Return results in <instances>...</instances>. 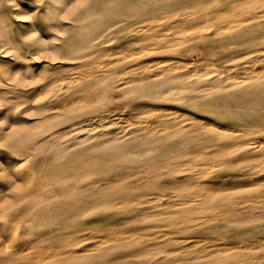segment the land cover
Masks as SVG:
<instances>
[{"label": "rangeland", "instance_id": "1", "mask_svg": "<svg viewBox=\"0 0 264 264\" xmlns=\"http://www.w3.org/2000/svg\"><path fill=\"white\" fill-rule=\"evenodd\" d=\"M219 1L197 0L170 8L164 6L166 0H0V264H16L12 252L27 250V241L30 250L44 252L52 247L64 253L56 256L49 249L42 255V264H185L180 248L189 244L197 246V251L226 249L230 244L240 258H231L225 264L261 261L255 258L264 254V236L260 237L264 234V154L258 149L247 153L243 145L251 139L264 142V60L255 63V71L233 67V61L221 56L227 52L224 48L204 42L213 33L212 27L240 18L239 13L235 16L226 10L221 16L216 12L203 21L198 18L195 23L188 22L195 10L197 14L210 12ZM140 15H144L140 21L145 27L140 38L153 39L150 44L156 51L145 62L150 78H142L137 90L152 80L156 88L150 89L157 90L156 95L149 98L140 90L133 99L124 95L127 87L115 96L106 94L98 100L83 97L85 92L72 98L70 86L89 84L83 81L84 75L90 76L87 79L99 77L97 87L105 83L118 86V90L124 87L123 81L135 71L125 72L124 65L118 69L113 65L123 64L122 55L149 53L142 44L132 42L126 48L108 49L103 58L112 63L105 68L98 62L86 65L81 57L92 44L100 51L116 44L118 38L105 44H101V38L94 40L109 24H125ZM171 18L184 21L165 30V22ZM203 32L208 35L199 38ZM179 34L190 37L178 47H164L166 39H176ZM238 48L237 44L228 47L233 51ZM175 56L194 63L196 68L177 70L182 79L168 83L173 89L166 97L165 89L158 87H166L165 82L173 79L175 71L170 72L159 62ZM211 60H216L224 73L204 65ZM105 69L116 72L105 74ZM220 87H228L229 93H220ZM143 103L149 106L140 107ZM162 106L172 109L161 111L158 108ZM199 119L238 127L248 134L229 145L231 155L217 153L210 159L213 152L221 150L222 143H215L214 133H202ZM113 137L126 141L121 142L122 153L129 152L139 140L142 144L122 157L112 153L116 149L113 142L85 149L92 140ZM147 137L155 141L151 147ZM67 144L74 146L56 154L54 145ZM185 148L194 150L192 157L185 154ZM244 157H249L248 161H242ZM126 160L131 167H125ZM137 168L136 174L126 177ZM185 175L195 176L191 181L198 187L197 207L186 221L177 215V209L194 207L196 198L191 197L194 186L179 189ZM98 176L100 182L86 185L88 177ZM111 177L117 180L110 181ZM67 182L74 185L66 187ZM146 183L144 192L134 195L132 189ZM82 184L81 189L72 191ZM201 187L222 201L201 206ZM33 189L39 194L69 192L39 202L30 215L25 210V194ZM119 191L122 194L118 196ZM130 192L133 202L115 206ZM229 197L232 202L223 200ZM241 203L258 212L243 220L238 213L226 215ZM67 206L85 215L70 213L63 219L42 215L53 208L69 212ZM112 210L124 214L114 222L93 223L87 216ZM12 211L14 214H10ZM9 214L12 216L7 220ZM4 223L9 226L3 228ZM63 223L67 225L64 228L60 227ZM67 234L75 236L68 246L63 238ZM133 243L139 246L118 247Z\"/></svg>", "mask_w": 264, "mask_h": 264}, {"label": "bare ground", "instance_id": "2", "mask_svg": "<svg viewBox=\"0 0 264 264\" xmlns=\"http://www.w3.org/2000/svg\"><path fill=\"white\" fill-rule=\"evenodd\" d=\"M131 1H137V0H131ZM167 4L164 5L166 7H170V8H179L182 7L184 4H192L195 3L197 0H179L176 2H173L171 0H166ZM220 4L218 5H213L216 6L215 10H211L210 12L205 11V12H199L198 14L196 13L197 10H195V13H192L193 18L191 17V19L188 22L191 23H195V21H197L198 18H200L201 20L199 21H203L206 18L213 16L214 13L219 12V15L221 16L226 10H230V13H239L240 18H237V16L235 17V19L233 20H229L226 21V23L224 24H217L216 26L212 27L214 29L213 33L211 35H209L206 39H205V43L206 44H213V45H218L219 47L224 48L227 52L224 55H221L223 58L228 57L229 61H233L234 62V66L233 67H243L245 68H250L251 70L255 71L258 69V67L256 66V62L257 61H261L264 60V56L260 57L261 55L264 54V0H220L219 1ZM255 5V6H254ZM254 6V7H252ZM251 7V8H250ZM237 8V9H236ZM262 8L261 10H258ZM164 9V8H162ZM233 9H236V11H234ZM256 9V10H255ZM148 10V9H146ZM151 10V9H150ZM165 10V9H164ZM254 12L250 13V14H245L247 11H253ZM144 15H140L139 17L135 18V19H129V22H125V24H120V25H115L113 23L109 24L108 27L103 30L101 32V34L94 40L100 39L101 38V44H105L106 42H109L113 39L118 38L119 40L116 41L115 45L110 46L109 48H102L101 51L100 49L97 50V46L92 44V46L86 50V52L84 53V55H82L81 59H85V61L83 63H86V65L88 64H92L95 62L100 63V65L103 66V68H105L107 65H111L112 60L111 59H105L103 58V56H105L108 49L111 48H115V49H121V48H126L127 46L131 45L132 42L135 44H142L141 47H143V49L149 53H143L145 55H143L142 53H131V54H126V55H122L121 58V62H123V64L121 65H113L116 66L117 69L120 68L122 65L123 66V70L125 72L127 71H132L134 70L135 73L131 74L130 78L126 81H123V85L124 87L121 88V90H118V86H116L115 88L111 87L112 84H107L105 83L104 86L101 87H97L98 83L100 81V79H98L99 77L97 76H93V78L87 79L90 76L88 75H84L85 78H83V81H88V83L86 82H80V83H76L75 85L70 86L72 88V92L69 93V95L72 98L77 97L78 93H82L85 92L86 94L83 97H91L93 100H98L100 98V96H104L106 94H112L115 96V94L118 93V91H122L125 90L127 87L128 89L125 91L126 94L124 95H129L132 96V98H135V95L137 93V91L143 90V92L145 93L144 96L151 98L152 95H156V93L158 92L157 90H152L155 89L156 86H154L155 83L152 82V80L147 81V84L142 87L141 89L137 90V88L140 86V81L141 79H147L150 78V75L147 74V69H148V65L145 62H148V55H151L152 52L156 51V49L151 48L152 44H150V41H153V39H151L149 41V39H143L141 40L140 36L142 35V33H140L141 31H143V29L145 28L144 25L142 24L143 21H140L141 19H143ZM124 18H122L121 20H123ZM217 19V18H215ZM184 20L182 19H174L171 18L170 22L166 21L165 25L166 28L165 30H170L172 28H175L177 26H179V23L182 22ZM109 29H115V31L111 32L110 34H104V32L106 30ZM124 32V33H123ZM123 34V35H122ZM180 36H178L176 39L173 38H169L168 40H165V44L164 47L165 48H169V47H178L179 46V42H182L184 39H186L187 37L190 36H186L184 34H179ZM208 34L207 32H203L201 34L198 35L199 38H204L206 37ZM228 39L229 42L227 41ZM230 44H237L239 45L240 48L237 49V51H233V50H229L228 47L230 46ZM94 45V46H93ZM256 46H260L258 48H255ZM169 52V51H168ZM156 53V52H155ZM181 54V53H180ZM182 55V54H181ZM110 58L112 56H109ZM241 60V62L239 61ZM160 65H164L169 68L170 72H173V70L175 71V76L173 77L172 80L168 79V81H166V87H158V88H164L165 94H168L166 97H168L170 95V93H172V87L168 85V83H171V81L176 80V82H178L180 79H182V75L180 74V72H178L177 70H192L193 68L195 69V64L185 60L184 58H181V56H175L174 58H167L162 62H159ZM204 65H210L215 67L216 72L218 73H224V71L220 68V65L217 63L216 60H211L210 62H205ZM129 69V70H128ZM88 71V70H87ZM86 71V72H87ZM105 74H109L112 75L116 72V70H109V69H105ZM124 72V73H125ZM88 73V72H87ZM184 76V73H183ZM113 79V78H112ZM94 82V83H91ZM98 82V83H96ZM213 82H208L207 85H211ZM239 82L233 83L238 84ZM92 84H96V85H92ZM241 84V83H240ZM239 84V85H240ZM68 87V88H70ZM97 87V88H96ZM94 88H96L95 90H93ZM152 88V89H150ZM178 88V87H176ZM175 88V89H176ZM229 88L228 87H220V93L223 94H228L229 93ZM179 93L181 92V90L178 91ZM121 94V93H119ZM134 94V95H133ZM105 97V96H104ZM81 100V99H79ZM165 102V101H164ZM149 104L148 103H143L140 104V107H148ZM158 109H162L161 111H169L172 108H169L167 106H162L159 107ZM181 116H184V113L181 112ZM183 119V117H181ZM181 119V120H182ZM201 120V126H199V129H201L203 134H209L210 132L214 133V137H215V143H222L221 145V150L215 151L213 152V154L209 157L214 158L215 155L217 153H221V155L225 156V155H231V152L229 150V145H232V143H234L235 140L240 139L243 140L244 135H247L248 132H246L244 129L238 128V127H225V126H221V125H216V124H211L208 122H204L202 119ZM196 124H197V120ZM181 123V122H179ZM152 124V122L150 123ZM180 125V124H179ZM199 125V124H198ZM181 126V125H180ZM153 132H155V130H152ZM195 131L197 132V127L195 128ZM244 134V135H243ZM96 138H100V136H96ZM148 142H149V146L154 145V139L147 137ZM107 142H113L116 145V149L112 150V153L117 156V157H122V154H128L131 153L135 148L140 147L139 145L142 144V142L139 140L137 142L134 143V147L131 148L129 150V152L126 153H122L121 152V148L124 146V144H122L123 142L126 141H120L118 138H109V139H103V140H92L91 143L86 146L85 149H93L95 147L101 146V145H105ZM122 142V143H121ZM245 144L243 145V150L250 152V153H254V152H261L264 154V142L261 141V139H251L249 141H244ZM74 146V144H67L65 146H53L54 151L56 152V154H61L63 152H65V150L69 147ZM151 147V146H150ZM260 148V149H259ZM186 149V153L185 154H189L192 157V151H194L193 149L190 148H185ZM258 149V150H257ZM244 152V151H242ZM193 156H197V154H193ZM249 157H244L242 159V161H248ZM235 162V161H234ZM233 163V162H232ZM229 166H231V164ZM132 164H129L126 160V168L131 167ZM176 167V166H175ZM229 168V167H227ZM138 172V168L133 170L131 173L127 174L126 177L130 176V175H134ZM260 172V170H259ZM121 174H124V172H122ZM119 174V175H121ZM124 177V178H126ZM186 179L183 181L182 185L179 186V189L184 190L187 186L191 185L194 186L195 189L193 191V193H191V197L195 196V203L196 205L192 208H187L185 205H183V207H179V209H177V215L181 216L185 219H189V215L191 211L194 208L197 207V183H195L194 181L191 180H195L194 177L195 176H186ZM110 181H115L117 180V178H113ZM182 178V177H180ZM197 178V177H196ZM101 177L98 176L96 177V179H94L93 177H88L86 179V185H92L95 183L100 182ZM154 181V180H153ZM153 181L148 182L153 183ZM148 183L146 184H137L135 188H133L132 190L135 191L134 195H139L140 193L144 192L143 191V187L148 186ZM74 185L73 183L67 182L66 187ZM84 184H82V186L75 187L74 189H72V191H77L79 189H81L83 187ZM161 189V188H160ZM176 189V188H175ZM206 188L201 187L198 196L200 197L199 202L200 205H206V204H215L218 202H221L222 199L219 201L217 198L218 196H216V194L214 192L210 191H206ZM128 191V190H127ZM69 191H64L62 193H56V192H48L46 193H37V189H33L32 191H28L25 194V198L27 199V203H25V210H27V212L31 215V211L32 208L37 205L39 202H46L48 200L51 199V195H59V194H66ZM129 192V191H128ZM118 196L122 194V191H119ZM162 196H159L158 198H160ZM22 199V198H20ZM121 200V201H120ZM119 201L115 202V206L118 205L119 203H131L133 202V195L130 193H128L127 195L123 196ZM223 200L232 202L231 198H224ZM27 205V206H26ZM241 207H237L234 208L232 211L226 213V215H230L232 213H238V218L239 219H247L250 216L249 215H253L254 213H257L258 211H255L253 209H251V207L246 204V203H241L240 204ZM69 212H65L63 210H59V209H55L53 208L54 211H49L46 212L42 215L45 216H54V217H62V219L64 218L65 215H69L70 213H74L77 214L79 212H81L82 215H85L84 212L79 211L78 209H75L74 207L70 206L68 207ZM70 208V209H69ZM21 214L22 209H21ZM241 212V213H240ZM10 214H14V211H12ZM6 216L7 220L9 219L10 215ZM124 213H121L117 210H112L109 212H102L99 213L97 215H87L90 219L91 222H96L99 220H110L112 222L116 221L121 215H123ZM143 214V212H142ZM60 219V220H62ZM262 220V219H260ZM186 221V220H185ZM9 224L8 223H4L3 224V228L8 227ZM67 226L65 223H63L60 227H65ZM114 225H111V229L113 228ZM57 228V227H56ZM262 235L264 236V234L262 233L260 235V237H262ZM75 236L67 234V235H63L64 238V242L66 243V245L68 246V244L73 241L75 238ZM264 238V237H263ZM175 242L172 243V245ZM263 243H264V239H263ZM26 244V243H25ZM28 245H24V248H27V250H18L16 249L15 251L12 252V254L17 258V261L15 262L16 264H26L28 262H30V264H42V255H44L45 253L48 252L49 249L52 250V252H55L56 256H62L64 253L58 249V248H52V247H46L44 252L43 249H38V248H31V243H28ZM136 246H139V244H131V245H121L118 246L121 250L126 249V248H134ZM227 248L226 249H214V250H210V251H197V246H191L190 244L187 245L186 247H182L180 248L182 250V252L184 253L185 257L183 259V263L185 264H225V262L229 259H238L240 258V254L238 251H236L235 249L232 250L234 247H230L229 245H226ZM259 246H263V245H259ZM118 247H115L116 249ZM200 252V253H199ZM12 256V255H10ZM261 261H252L251 263L249 262L248 264H263L264 263V254L263 255H259L258 258L255 259H259ZM253 259V260H255ZM170 262H172V260H170ZM247 262V261H246Z\"/></svg>", "mask_w": 264, "mask_h": 264}, {"label": "clouds", "instance_id": "3", "mask_svg": "<svg viewBox=\"0 0 264 264\" xmlns=\"http://www.w3.org/2000/svg\"><path fill=\"white\" fill-rule=\"evenodd\" d=\"M13 131H15V129Z\"/></svg>", "mask_w": 264, "mask_h": 264}]
</instances>
